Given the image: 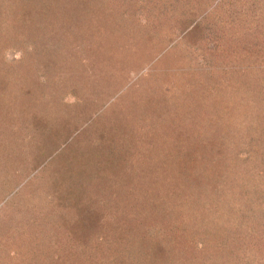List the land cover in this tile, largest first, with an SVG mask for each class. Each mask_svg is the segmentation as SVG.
<instances>
[{"label": "rangeland", "instance_id": "rangeland-1", "mask_svg": "<svg viewBox=\"0 0 264 264\" xmlns=\"http://www.w3.org/2000/svg\"><path fill=\"white\" fill-rule=\"evenodd\" d=\"M169 1L0 0V264H264L260 19Z\"/></svg>", "mask_w": 264, "mask_h": 264}, {"label": "trees", "instance_id": "trees-1", "mask_svg": "<svg viewBox=\"0 0 264 264\" xmlns=\"http://www.w3.org/2000/svg\"><path fill=\"white\" fill-rule=\"evenodd\" d=\"M189 1H191L190 4L194 2V0H189ZM169 2H171L173 8L176 7V9H179L180 7L181 8H184V6H186V4H187L185 2V0H170ZM139 3H140L141 6L143 5V2L142 1H139ZM240 6L242 7V11L245 13V15H246V13L249 14L250 17H251V19H255V18L256 19H260L261 24H259L257 27H258V29L260 31V35L261 36L262 35L264 36V0H241ZM142 8L143 9H146L147 12H148V15H149V6H143ZM23 10H26V9L23 8L21 11H23ZM166 11H167V9H166ZM150 14H153V13H150ZM18 16H19V19H23L24 18L21 15H18ZM60 17H61V15H60ZM105 18L106 17L104 16V20L106 21L107 19H105ZM108 25L111 26L113 29H115L116 31H118L120 33H121V31H126L125 30V27H121L120 28V26H116V25H118L116 23L115 24H112V23L109 22ZM24 26H25V24H24ZM107 26H106V29H107ZM209 28H210L209 25H204L203 23H201V24L199 23L198 24V22H195L194 23V27L191 29V31L194 30V32H195V30H198V31L201 32V30H202L203 33L200 36L203 37L204 33H206V32L208 33ZM43 55L44 54L42 53V56ZM0 68L2 69V67H0ZM6 87H7V85H5V83H2L0 81V98H5V101H7V97L9 98V96H10L9 94H8L7 97H6V95H4L5 90H7ZM211 242H212L211 239H207V241L205 240L204 243H203L204 250L207 249V253L208 252L210 254L214 253L213 255L216 256L220 252L226 251V249L224 247H227V246H224L223 247L224 244L223 245L216 244V243L213 244ZM211 245H213V248H211L208 251V247L210 248ZM160 249H162V248L160 247ZM160 249L158 248L157 251H159ZM201 251H202V249H201ZM215 259H216V261H218V264L222 263V262H220L219 258L217 260V257H215Z\"/></svg>", "mask_w": 264, "mask_h": 264}]
</instances>
